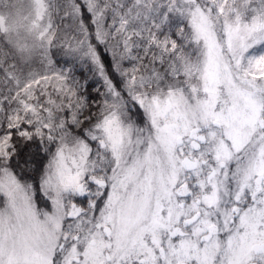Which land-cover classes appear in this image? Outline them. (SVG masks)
Wrapping results in <instances>:
<instances>
[{"label":"snow or ice","instance_id":"6c2138e0","mask_svg":"<svg viewBox=\"0 0 264 264\" xmlns=\"http://www.w3.org/2000/svg\"><path fill=\"white\" fill-rule=\"evenodd\" d=\"M0 264H264V0L0 11Z\"/></svg>","mask_w":264,"mask_h":264},{"label":"rangeland","instance_id":"374dc122","mask_svg":"<svg viewBox=\"0 0 264 264\" xmlns=\"http://www.w3.org/2000/svg\"><path fill=\"white\" fill-rule=\"evenodd\" d=\"M10 7H3L0 5V11H11L16 13L17 11L23 13L27 8V0H8Z\"/></svg>","mask_w":264,"mask_h":264}]
</instances>
